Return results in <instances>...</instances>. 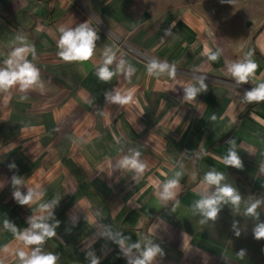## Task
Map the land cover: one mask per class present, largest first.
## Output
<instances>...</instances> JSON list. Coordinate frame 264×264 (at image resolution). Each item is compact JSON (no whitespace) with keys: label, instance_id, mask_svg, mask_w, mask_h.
Listing matches in <instances>:
<instances>
[{"label":"crops","instance_id":"obj_1","mask_svg":"<svg viewBox=\"0 0 264 264\" xmlns=\"http://www.w3.org/2000/svg\"><path fill=\"white\" fill-rule=\"evenodd\" d=\"M224 8L241 23L221 22ZM83 22L100 37L95 54L65 62L58 56L59 28ZM115 36L217 80H205L207 91L186 100L184 88L199 87V79L149 75L148 65L119 48ZM25 43L35 49V58L27 59L40 70L43 89L0 92V264H20L18 253L31 252L4 222L22 231L29 217L44 215L39 205L52 200L60 224L43 251L57 254L58 264H90L88 252L100 264H127L109 233L129 237L125 247L139 242L133 256L149 241L159 245L164 255L152 264H264V239L253 236L264 222V203L259 219L245 214L255 200L264 201V102L243 99L264 82V0H0V67ZM107 48L116 53L109 65L116 74L105 83L96 70ZM210 52H219V59L209 60ZM248 54L258 67L238 85L228 65ZM120 60L126 63L117 70ZM116 92H130L131 101L111 102ZM228 141L242 170L223 163L233 147ZM137 152L146 165L139 174L120 165ZM13 161L17 168L9 169ZM213 169L242 200L239 210L222 204L215 221L201 223L193 205L215 192L204 181ZM13 175L23 179L21 192L38 193L30 205L14 200ZM170 179L179 184L172 198L161 199Z\"/></svg>","mask_w":264,"mask_h":264},{"label":"clouds","instance_id":"obj_2","mask_svg":"<svg viewBox=\"0 0 264 264\" xmlns=\"http://www.w3.org/2000/svg\"><path fill=\"white\" fill-rule=\"evenodd\" d=\"M59 39L57 41V47L59 49L58 56L65 62H86L89 61L95 54L96 41L100 39L97 31L89 26L87 22L80 23L76 27H60ZM31 54L35 58V49L33 46L25 43L21 47L14 48L9 57L4 60V66L0 67V92H7L14 86H18L21 92H26L31 88L39 87L43 89V82L41 80L40 70L27 59V55ZM219 52H210L208 59L215 62L219 59ZM116 59V53L107 48L104 52V61L101 66L96 70L97 78L102 82H109L116 74L109 67ZM126 61L120 60L117 65V70H120L125 65ZM258 65L251 58V54L246 55L243 60L231 63L228 65V71L234 78L238 85L249 82V79L254 76ZM169 69L167 62H159L152 60L147 66V72L149 75L163 73ZM135 69L129 65L126 72L127 77H131ZM170 76L175 75V68L173 67L169 71ZM206 77L199 79V87L195 85H188L184 88L185 99L193 100L202 91H207V85L205 84ZM26 97H21L24 99ZM111 102L124 105L128 104L132 99V94L129 92L127 95H121L116 92L114 95H110ZM246 103L264 102V82L259 83L256 87L247 90L243 97ZM230 147L228 154L223 157V163L226 166H231L236 169L243 168L242 161L234 150V142L228 141ZM139 153H134L131 156H125L120 161L121 167L131 168L138 174L143 173L146 165L139 160ZM9 169H16L17 165L13 161L8 165ZM179 175V173L177 174ZM12 185L16 188L12 195L14 200L21 206L30 205L38 193L29 189L27 193H23L19 190L20 185L23 184V179L17 175H13ZM225 179L222 172H218L215 169L208 171L204 175V181L208 185L216 186L215 192L202 196L200 199L194 202V210L198 211L200 215L204 217L201 223H206L208 220L215 221L218 213L221 210L222 204H231L236 210H239V206L242 200L241 194L238 190L232 187L230 184H222ZM179 184L177 179L168 180L161 192V199H170L173 197L175 189ZM57 201L41 203L39 205L40 210L44 215L32 216L28 218V227L19 230L14 223L6 220L4 226L10 229L17 239L22 240L26 246L31 247V252L20 251L18 253L20 264H58L59 256L53 252L43 251V245L46 240L54 238L56 236V229L59 227L60 221L55 219L54 208L57 206ZM264 203L261 200H255L251 203L245 211V214L251 217L259 219V213L257 209ZM51 221V222H50ZM233 229L235 235L239 236L240 232L236 229V223H233ZM110 238L114 240L120 246L121 251L127 258V264H152L153 259L159 254L164 255L163 249L153 244L151 241L143 247L138 256H133V249L140 250L141 244L139 242L132 243L125 247L126 241L130 239L120 233H116L114 236L109 233ZM253 236L256 240L264 239V222L256 224L253 229ZM245 250L241 249L237 255L242 259L245 256ZM86 259H90V264H100L99 259L94 253L88 252Z\"/></svg>","mask_w":264,"mask_h":264},{"label":"rangeland","instance_id":"obj_3","mask_svg":"<svg viewBox=\"0 0 264 264\" xmlns=\"http://www.w3.org/2000/svg\"><path fill=\"white\" fill-rule=\"evenodd\" d=\"M224 13L223 15H221L220 19L223 18V20H220L221 22H226L228 25H231V26H236L238 25L239 23H241L240 21V17H238V15L230 12V11H227L225 8H224ZM223 16V17H222ZM248 22H246L245 24L247 25ZM115 38H119V37H114V40L115 42L117 43V45L119 46V48H124L126 49L128 52H130L131 54H133L138 60H140L141 62L145 63L146 65H148L152 60H157L159 62H167V61H164L162 59H159L153 55H149L147 54L146 52L144 51H140L134 47H132L128 41H126L125 39H122L123 42H120L118 43L117 40ZM121 39V38H119ZM126 44V45H125ZM133 49V50H131ZM136 51H139L141 52V57L138 56L136 53H134ZM145 56V57H142ZM169 64V69L166 70L165 72H169L171 71V69L174 67L175 68V75H183L185 77H188V78H193V79H200L201 77H206V81L208 80H211V81H214V80H217V79H213V77H210V76H207L205 74H200V73H196V72H190V71H186V70H182V69H178L177 67H175L173 64L167 62Z\"/></svg>","mask_w":264,"mask_h":264},{"label":"built area","instance_id":"obj_4","mask_svg":"<svg viewBox=\"0 0 264 264\" xmlns=\"http://www.w3.org/2000/svg\"><path fill=\"white\" fill-rule=\"evenodd\" d=\"M115 39L117 40L118 43L123 42L122 39H119V38H115ZM125 45H126V44H125ZM131 50H133V49H131ZM134 53H136L138 56L141 57V52L135 50ZM142 57H145V56L142 55Z\"/></svg>","mask_w":264,"mask_h":264},{"label":"water","instance_id":"obj_5","mask_svg":"<svg viewBox=\"0 0 264 264\" xmlns=\"http://www.w3.org/2000/svg\"><path fill=\"white\" fill-rule=\"evenodd\" d=\"M251 24H252V23L249 21V22L247 23V26H251Z\"/></svg>","mask_w":264,"mask_h":264}]
</instances>
